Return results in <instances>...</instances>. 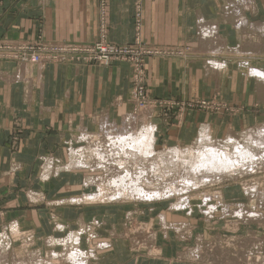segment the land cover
I'll return each mask as SVG.
<instances>
[{"label": "crops", "instance_id": "0c3cea01", "mask_svg": "<svg viewBox=\"0 0 264 264\" xmlns=\"http://www.w3.org/2000/svg\"><path fill=\"white\" fill-rule=\"evenodd\" d=\"M232 3L231 0H0V39L82 45L104 37L110 43L140 40L155 47L180 50L179 55L145 59L148 95L189 102L212 93L237 106V110L219 111L214 115L209 111L189 110L183 112L181 126H177L176 120L164 118L160 109H144L143 116H147L144 122L154 128V145L161 142L173 148L201 136L204 131L209 130L213 136L219 128L231 131L235 128L231 123L253 121L258 107L264 109V100H258L259 82L249 73L250 69L264 71V0H233ZM230 11L236 14H225L231 15ZM209 27L212 32L216 30L215 36L208 35ZM209 36L221 45L215 42V47L211 38L206 43L203 39ZM202 46L208 50L201 49ZM187 47L192 48L189 53ZM130 73L131 66L124 61L108 66L76 60L38 64L0 61V225L14 220L32 236L57 235L58 222H52L50 213L56 208L32 200L38 201L42 195L55 199L57 193L62 199L71 197L66 201L72 202V197H77L73 195L80 190L85 191L81 196L89 193V189L94 190L81 182L93 171L74 168L71 163L89 145L87 135L110 129L105 127L107 124L121 126L133 114ZM250 106L257 109L252 112ZM14 136L13 144L10 138ZM76 148L81 150L76 152ZM230 190L228 187L226 193ZM226 193L224 198L230 199ZM81 203L84 204L74 210L77 219L81 217L77 221L87 220L88 210L95 211L93 216L101 215V232L105 235L102 242L113 244L97 251L91 264H248L242 252L237 251L240 246L245 248L251 244L247 235L254 231H246L247 226L240 227L245 231L237 234L216 228H211L209 235L195 231L199 233L189 235L190 238L243 236L241 245L235 244L233 237L232 254L224 253L208 262L191 261L178 254L182 247L178 248L177 243L184 241L162 225L181 220L190 222L191 218L180 212L170 214L167 201L140 204L145 211L136 215L138 219L148 215L151 223L155 222L154 246L149 243L147 246L143 241L144 247L136 251L131 249L130 240L121 237L125 206L110 203L92 207L97 204ZM213 216L220 218L215 212ZM60 223L59 230L64 231L77 224L64 220ZM255 232L259 238L260 233ZM260 261L259 264H264Z\"/></svg>", "mask_w": 264, "mask_h": 264}, {"label": "rangeland", "instance_id": "374dc122", "mask_svg": "<svg viewBox=\"0 0 264 264\" xmlns=\"http://www.w3.org/2000/svg\"><path fill=\"white\" fill-rule=\"evenodd\" d=\"M213 32H216V30H213ZM213 32L211 31L209 33L212 34ZM8 41H11V40L0 39V43H6ZM11 42H13V41H11ZM38 42H41V41H37L36 43H38ZM15 43L16 44H23V43H30V42L18 41ZM134 43H135V41L129 42L127 44H134ZM45 44H51V43H45ZM115 44H117V43H115ZM127 44H117V45H127ZM2 47H0V53H1L0 54V61L11 60L13 62L23 64V63L19 62L18 60H16L15 58H13L12 56H9V55L7 56L5 54V51L2 50ZM162 48H164V47H162ZM188 49H189V51H188V53H189L190 50H192V48H188ZM176 50H178V49H176ZM178 51H179V53H181L180 50H178ZM188 53L185 56H187ZM161 55L167 56L165 54H161ZM183 55H184V52H183ZM150 57H153V56H150ZM146 58H144V76H146V69H145V67H146L145 66V64H146L145 59ZM44 59H48V57H45ZM47 61H49V60L40 61L38 63L47 62ZM60 61H63V60L61 59ZM64 61H66V59ZM53 62H55V61H53ZM53 62L49 61L48 63H53ZM124 62H126V61H124ZM38 63H30V64H38ZM127 63H129L131 66L130 80H132V76H131V74H132V63L129 61ZM95 64H97V63H95ZM98 64H100V63H98ZM100 65H102V64H100ZM104 66H108V65H104ZM249 73H250V75H252L251 77H254L255 79H257L259 81L262 80V82H263L262 83V82L257 81V82H259V84H257V87H258L257 91H258V96H259L258 100L260 99L259 101L262 102L264 100V77L263 78L259 77L258 76L259 74H256L257 72H255V74L254 73L252 74V72H250V70H249ZM256 76H258L259 78H257ZM146 82H147V76H146ZM131 88H132V81H131ZM145 90H146V85H145ZM146 94H147V96H145V97L149 99L148 102L146 101V98H141V97H138L137 95L135 96V93L132 91L131 105L133 106L132 112L134 114H131L132 116H130V119L132 118L131 119L132 121L129 119L130 121L128 120L129 123H126V127L124 129L121 128V126H122L121 125V126H117V128L120 131L117 128H111V130L110 129L109 130L103 129V130H100L99 132H96V133L93 132L95 134L90 133L91 135L87 136V137H89L88 138L89 139L88 140L89 146L88 147L86 146L87 148H89L93 143H98L99 141H100L99 144H102V148H100L101 152H99V151L97 152V150H99L97 147H96V149H94L95 150L94 152H93V150L91 151L93 156L96 157L95 159H94V157L90 158V156L88 154H86L87 156H85L86 157L85 161H89V163H86V166H82L81 168L93 169L92 166H96V167H98L96 169L98 171L91 172L93 174L90 173V175L88 176V178H86V180L81 181L82 185L86 184V182L88 180L95 178L94 179V181L96 182V185L94 184L96 187L95 189L97 191H99L100 193H102V191H101V189H102V190H104V192L106 191L108 194L107 195H105V194L101 195L100 194L101 197L92 196L93 198H90V199L86 198L87 200H84L83 202H86V203L87 202H93L92 204H97L96 206L92 205V207H99V206H102L103 204L107 205L110 203H112V204L118 203L117 205L125 206L124 207L125 210H122L123 214H124V216H123L124 220L122 221V223H123L122 226H123L124 230L122 229L123 231L121 232V237L127 238L128 241L130 240L129 242H131V245H132L131 249L132 250L135 249L134 251H136V248L137 249L142 248L141 246H143L142 245L143 241H145L147 246H148V243L150 246H154L152 237H154L155 227L152 228V226H154L153 224L155 222L151 223L150 217L148 218V215L145 217L146 220H145V218L138 219V217L136 215L142 214V212L145 211L144 208L142 206H140V204H147V203H153V202L162 203L163 201H167L168 202L167 209H170L169 210L170 214L180 212V214H183L185 217L188 216L191 218L190 222L181 220V221H178L177 223L176 222L162 223V225L164 227L168 228L169 231L174 232L176 235H178L177 237H179L180 239H182L184 241L182 244H181V241H179V243H177L178 248L182 247L181 248L182 250L178 252V254H180L181 258L189 259L191 261H193L195 259H203L205 262H208V260L212 261L213 259H217V257L223 255L224 253L232 254L233 253V251H232L233 250V245H232L233 244V240H232L233 237H235V240H236L235 244L241 245L242 239H240V238H242L241 236H243V235L215 236V235H213V233H211V235H213L212 239L207 240L206 238H201V239H204L203 241L200 238L196 239L195 236H193V238H190L189 235L192 236V235H195L199 232H203L204 234L209 235L210 234L209 231L211 230V228L212 229L216 228L217 230H221L223 232H226L225 231L226 229L233 230V231H228V232H234L235 234H237V232L240 233L242 231H245V230H243V228H240V227H244V226L246 227L247 226L246 231H248V230H250L251 232L257 231L260 233V236H259V238L256 237V235L258 234L256 232L255 233L252 232L251 234H248L247 237H250L251 244L247 245L245 248H241L242 246H240V248H238L239 250H237V251L242 252V258L244 257V260H246L248 262V264H249V262H251V263L257 262L259 264V263H261L260 260H262V262L264 263V160H263L264 159V156H263L264 155V153H263V151H264L263 145L264 144H262L263 140L260 139V138H262V136L264 138V109H262V107L261 108L258 107L256 119H254L253 121L251 120L247 123H240V122L231 123L233 125L235 124V128L231 129V131L228 130L226 127L225 128L223 127L221 129L219 128V130H217L215 132L216 134H214V136H213L212 133H210L209 130L206 129L208 131L207 132L205 131V132L210 136L208 138L206 137L208 135L205 134V135H203L204 138L202 137L201 140H199L200 136H198V137L192 138L188 143H184V144H181L180 146H175L173 148L171 146L170 147L169 146H163L161 144V142L155 143V145H154V142H151L153 144L150 146V148H147L145 146L146 152L143 151L144 149H142V150L139 149V151H137L138 146H137V144H134L137 142V138L142 137V135L144 133L147 136V134L149 133V130H151V129H147L148 128L147 124L143 125V124H145L144 119L147 118V116H143L142 111H144V109H148V108L160 109V110H158L160 112V114L162 116H164V118L170 119L172 117L174 120H176L175 125H177V126H179V125L181 126L182 117L184 115L183 112L185 113L186 111H189V110L194 111V112L195 111H197V112L209 111L210 113H212L210 115H214L216 112H219V111L230 113L232 111L234 112L235 111L234 109L237 110V106L230 105V103H228V101H225L219 95L217 96L216 94H212V93L208 97H204L203 99H196L195 98L194 100H197L196 103H199V104H198V106L195 105L193 107L187 106V104H186V107H184V106L180 105L181 102L177 103V101H171V100L159 98L162 101V102L159 101L160 103L173 102V103L169 104V105H171L170 109H168V107L166 105H159V106L153 105V103L150 101V99H154V100H159V99L150 97L147 93V90H146ZM204 101L207 105L206 106L200 105V103L204 102ZM185 103H189V102H184V104ZM193 104H195V102H193ZM248 107L249 106L247 105L245 107V109L247 110ZM250 108H251L252 112L255 111V109H257L256 106H250ZM232 114H234V113H232ZM134 123H135V125H134ZM139 123H140V125H139ZM132 124L134 125V127L131 126ZM138 126H140V128H137ZM223 126H224V124H223ZM128 127L131 128V131H129L130 129ZM143 128L146 129V132H144V133H143V131H144ZM136 130L142 131L141 133H143V134L137 132V134H138L137 135ZM260 131L263 132V135H261V137H259ZM130 132H131V134H130ZM110 133H112V136H111L112 138L107 137V135H111ZM114 134H115V137L113 136ZM119 135L124 136V139H125V136H127L126 137L127 141L123 142L124 144L120 143L121 141H119V142L115 141V139L117 137H119ZM130 135L133 136V138ZM149 135H150V133H149ZM93 137H94V139H93ZM128 137L130 138L129 141H128ZM134 137H137V138L134 139ZM15 138H16L15 136L10 138L11 142L13 144L15 143L14 142L16 140ZM100 138H101V140H100ZM151 138H153V136ZM210 139H211V142H210ZM103 140H104V142H103ZM207 140H208V142H207ZM212 140L215 141L216 143H214ZM114 141L116 142L115 144H117V146L109 145V144H114ZM225 141H227V142L224 143ZM105 143H109L108 146L104 147L103 145H105ZM127 143L128 144L131 143V144L128 145ZM132 143H133V145H132ZM208 143L212 144L213 149H210V148H212V146L210 147V145ZM213 143L215 146L218 145L219 148L215 147L213 145ZM207 144H208V146H207L208 148L207 147H201V145L206 146ZM221 144H225V145H221ZM226 144L228 147L226 146ZM248 144L253 145L257 151H259L262 148V154H261L262 160H261L260 155H259L260 160H259V156L257 157L256 160L254 159V157L244 158V157L240 156V149L242 150V146H245ZM258 144L261 146H259ZM126 145L131 147L132 149L130 148L131 149L130 150L129 147H126ZM152 146H153V148H152ZM86 147L83 148L82 150H84V149L87 150ZM116 147H117V149H120L119 147H121L119 152H116V151L114 152V149ZM134 147H136L135 150H134ZM216 148H217V150L215 152L219 156L221 153H223V150L224 151L227 150L226 153H228V150H231L229 152L231 155H229V156L232 158L233 161L225 164L226 166H220L221 169L220 168H213V169L199 170L202 168V167H200L199 169H197L199 171L197 173H194V171H193L194 170L193 169L194 163L201 159L202 154L205 151H207V149L214 151V149H216ZM74 149H75V147H74ZM123 149H124V151H123ZM79 150H81V149L76 148L75 151L78 152ZM121 150H122V152H121ZM148 150H149V152H148ZM197 150L198 151L200 150V152H198ZM128 151H130L131 153L133 151H136V152H133L131 155V153ZM150 151H152V152L154 151V153H152ZM208 152L209 151H207V153ZM127 153H128V156H125V154L127 155ZM134 153H137L139 155H135ZM146 153H147V155H150L149 156L150 158L146 156ZM175 153H177L178 156L180 155V157H183L184 159L180 160L182 158L178 157ZM74 154H75V152H74ZM78 154L80 155V152H78ZM104 154L106 155V157H103V156H105ZM109 154H113L110 156H113L114 159H111V158L108 159ZM142 154H145V155L141 156ZM174 154H175V156H174ZM79 155L76 156V154H75L77 159H80ZM132 156H138L137 158L134 157L136 159H138L141 156V160L140 159L135 160V159H133ZM155 156L156 157L158 156V157L156 158ZM169 156L171 157V159H169L170 158ZM172 156H174L176 158H174ZM208 156H209V153H208ZM143 157H146V158H143ZM153 157H154V159H152ZM147 158L149 160H147ZM158 158H160L161 161ZM73 159H74V157H73ZM83 159H84V156H83ZM142 159H143V161H142ZM150 159H151V161H150ZM155 159H157V160H155ZM94 160H96V161H94ZM112 160H114L113 162H116V163L111 162V163H113L114 166L117 165V168L115 169L116 172H119L122 169V171H121L122 173L120 174V176H122V174L125 173V170H127V166L129 164L131 166H133V168H130L131 166L129 165L128 169L130 168L133 170L135 168L136 172L139 170L138 172H142V174H144L145 171H147L148 174L150 173L149 175H146V176H150L149 178L152 180L150 182L148 188H147V186L145 187L143 185V187L145 189H147L148 191L150 190L149 187H151V186H153L155 188H156V186L158 188L159 187L164 188L163 190L160 189V192H161V190L164 191L168 187H170L171 181L173 183L172 185H174V184L175 185H174V187H170V188H174L176 190H171V192L168 191L170 193V195L167 193L166 199H162L160 201L159 200L157 201V199L154 197V195H152V192L146 193V196H136L135 197L133 195H130L129 193H127V195H126V193H124L122 196H118V194L116 193V190L113 189L114 187H112V188L110 187V183L112 182L114 177L111 175V173H107L105 171V169H103L102 167H101V169H99L100 167L98 166V165H101L102 163L105 164V162L110 163V161H112ZM146 160H147V162H146ZM152 160H154V162H156V163H154ZM166 160H168V161L170 160V161L168 162ZM173 160H175L177 162H175ZM103 161H105V162H103ZM126 161H128V163ZM131 161H132V163H130ZM182 161H184V162H182ZM95 162H96V165H95ZM97 162H99V163L97 164ZM142 162H143V164H142ZM150 162H151V164H150ZM158 162H160V164ZM255 162H257V163L255 164ZM180 163H182V165ZM188 163H189V166H188ZM191 163H192V166L190 165ZM253 163L255 164L256 167L254 166ZM183 164H186L187 166L186 165L183 166ZM245 164H246V166H245ZM258 164H260V165H258ZM118 165H119V167L120 166L121 167L119 168ZM144 165L147 167L145 168ZM150 165H152V166H150ZM155 168H156V171H155ZM130 169L127 171H130ZM144 169H148V170H144ZM217 169H220V170H217ZM115 170H113V171H115ZM116 172L114 173V175L116 174ZM225 172H227V173H225ZM189 173H191V174L189 175ZM185 174L186 175L188 174V175L186 176ZM195 175H197V176H195ZM188 176L189 177L191 176V177L189 178ZM194 183H197V184H194ZM228 187H230V189H231L230 193L229 192L226 193V190H228ZM74 190H77V187ZM223 190L225 192H223ZM177 191L180 194H178ZM83 193H85V191L82 192L80 190L79 192H77L73 196L79 197V195L80 194L82 195ZM172 193H174V194H172ZM225 193H226V195L230 194L231 198L230 199L224 198ZM206 194H208V196L210 198H212V200L205 202L206 204H202V203H204L202 201V199L204 198V195H206ZM234 194H236V196H234ZM55 195H56L55 199L46 198V195H42V197H40L38 201L35 200V198L32 201H34L36 203L43 202L45 204L44 206H47L49 208H51V207L56 208V211L54 213L51 211H50V213L52 216L51 217L52 222H54V223L58 222L56 224V227L58 228V230L56 231L57 235L56 236L55 235L50 236V235H44L43 233L41 235V233H39L40 236L39 235L36 237L34 235L32 236V233L29 230H23L22 228L19 227L18 223L17 224L15 223L16 221H14V220L9 221L8 223L1 224L0 225V264H91V259L92 258L94 259V257H95L94 255L96 254L97 251H101L103 249H107V248H110L111 246H113L112 243H108V242H104V241L102 242V240H103L102 238L105 235H104V233L102 234V232H101L102 231V229H101L102 221L100 220L101 218H99L101 215L99 216L96 214L95 216H93L95 214L94 213L95 211L88 210L90 212L88 216H90V217L87 218V220L85 219L84 221L79 222L80 221L79 219L81 217L79 219H77V214H76V212H74V210H75V208L81 207V205H79V204H84V203H81V201L77 202L78 200L76 202H74V199H76L77 197H72L73 198V199H71L72 202H70V201H66V200H70L71 197L67 198V199H64V198L62 199V197L58 196L57 193H55ZM195 196H196V198H194ZM256 196L259 198H257ZM138 197H140V198H138ZM114 199H116V200H114ZM180 199H183V201H184L181 204L182 206L180 205L181 209L174 208V206L179 205L178 200H180ZM251 200H254V201H251ZM185 201L188 202V204L186 203V205H188L190 207L185 206L183 204V203H185ZM214 202L216 203V206H217V207L214 206L216 208L214 210V212L220 214V218H217L216 216L209 218L207 216L208 213H211V212H209V208H208L209 206L208 205H213ZM217 202H219V203H217ZM250 204H251V206H250ZM89 205H91V204H89ZM75 206H77V207H75ZM62 207H65L64 208L65 210H63ZM175 209H177V210H175ZM247 210H248V212H247ZM242 211H244V212H242ZM247 213L250 215H248ZM251 213H254L253 216ZM154 214L156 215V214H158V212L154 213ZM246 214H247V216H246ZM158 219H159V217H158ZM60 220L61 221H63V220L67 221L68 224H71L73 222H76V223L79 222V223L73 225L72 229L64 231V230H59V229H62L60 227L61 226ZM77 220H79V221H77ZM157 225L159 226V224H157ZM248 227H251V228H248ZM106 229L109 230L110 228H106ZM197 230L199 232L195 233V231H197ZM106 232L110 233L108 231H106ZM191 232H192V234H191ZM99 237H101V238H99ZM47 238H49L50 241H46ZM68 238H69V241H68ZM77 238H79V239H77ZM237 239H240V240H237ZM73 241H75V242H73ZM196 241H197V244H196ZM215 253H217V254H215ZM213 254L215 256H213ZM70 255L71 256L74 255L72 259L69 257ZM76 256H77V258H76ZM250 257H252L251 260H250Z\"/></svg>", "mask_w": 264, "mask_h": 264}, {"label": "bare ground", "instance_id": "6f19581e", "mask_svg": "<svg viewBox=\"0 0 264 264\" xmlns=\"http://www.w3.org/2000/svg\"><path fill=\"white\" fill-rule=\"evenodd\" d=\"M232 1L233 0H231V3H232ZM241 1V0H240ZM233 3H235V2H233ZM233 3H232V6L233 7H235V5L237 4V3H240V2H236V4H234L233 5ZM243 3V2H242ZM229 4V3H228ZM227 4V5H228ZM244 4V3H243ZM237 5H239V4H237ZM239 6H242V5H239ZM228 8H229V6H227ZM232 7V8H233ZM238 6H236L235 8H237ZM231 8V9H232ZM241 8V7H240ZM234 9V8H233ZM232 9V10H233ZM241 9H243V8H241ZM236 10V9H235ZM239 10V9H238ZM237 10V11H238ZM234 11V10H233ZM232 11V13H231V11L230 12H228V13H231V15H229V14H227L226 12H225V14L226 15H228V16H232V14H236V12H233ZM240 11V10H239ZM242 11V10H241ZM238 14H240V13H238ZM236 17V16H235ZM241 17V16H240ZM233 18H234V16H233ZM233 21H235V20H233ZM240 20H238V22H239ZM201 22H202V24H203V20H201ZM206 22V21H205ZM209 23H211L210 21H209ZM202 24H200L201 26H203ZM214 23L212 22V25H213ZM237 24V23H236ZM240 24V23H239ZM200 25H198V29H200ZM209 25V24H208ZM243 25V24H242ZM205 26V25H204ZM214 26V25H213ZM212 27V26H211ZM203 28V27H202ZM214 28L215 29H217V27H215L214 26ZM209 29H210V27H209ZM213 29V28H212ZM214 30V29H213ZM200 31V30H199ZM209 32L211 31V29L210 30H208ZM201 32H204V30H201L200 31V33ZM208 32V35H210L211 33H209ZM213 34V33H212ZM202 35V34H201ZM214 35V34H213ZM200 37V36H199ZM205 37V36H204ZM217 37V36H216ZM207 38L209 39V38H211V36H209V37H206L205 39H203V40H205V42L207 43L209 40H207ZM213 38L214 37H212L211 39H212V42L215 40H213ZM200 40V39H199ZM202 40V41H203ZM218 40V39H217ZM204 42V41H203ZM211 42V41H210ZM211 42V43H212ZM215 42H218V41H214L213 43H215ZM199 43V42H198ZM219 43V42H218ZM223 43V42H222ZM257 43V42H256ZM201 44H203V43H201ZM208 44H209V42H208ZM208 44L206 45V47L208 48ZM220 44V43H219ZM215 47H217V45H216V43L215 44H213ZM211 46V45H209L210 47H214V46ZM221 45V44H220ZM251 45V44H250ZM204 46V45H203ZM201 47V49L203 48V49H206V51L208 50L207 48H205V47ZM220 48V47H219ZM212 49V48H211ZM210 50V49H209ZM220 50V49H219ZM202 51V50H201ZM204 51V50H203ZM260 51V50H259ZM210 63V62H209ZM216 63V62H215ZM103 65V64H102ZM209 65V64H208ZM211 65V64H210ZM217 65V64H216ZM219 65H221V63H219ZM212 67H214L215 68V65H213ZM217 67V66H216ZM252 71V74L254 73L255 74V72H257L256 74H259L258 76L259 77H264V71H258V70H256V69H254V70H251L250 69V72ZM248 75V74H247ZM258 76H256L257 78H259ZM257 81H259V80H257ZM259 82H262V80L261 81H259ZM263 83V82H262ZM134 114V113H133ZM127 115H129V114H127ZM127 115L125 116V117H127ZM123 116V115H122ZM132 116V115H131ZM135 116V115H134ZM128 118L130 119V116H128ZM132 119V118H131ZM130 119V120H131ZM123 120H124V118H123ZM129 120V121H130ZM129 121H128V119H127V122L129 123ZM132 121V120H131ZM127 122H125L124 124L123 123H121V124H123L122 126H121V128H125L126 127V123ZM149 123V122H148ZM142 124V123H141ZM111 125V124H110ZM114 125V124H113ZM113 125H111V126H113ZM128 125V124H127ZM134 125H135V123H134ZM134 125L132 124L131 126L132 127H134ZM138 125V124H137ZM139 125H140V123H139ZM143 125H146V122H145V124H143ZM149 125H150V123H149ZM102 126V125H101ZM106 126H108V127H110V130H111V126H109V124H107V125H105V127ZM151 126V125H150ZM155 126V125H154ZM102 128V127H101ZM100 128V129H101ZM112 128H117V125L114 127H112ZM120 128V127H119ZM130 130L129 131H131V128L130 127H128ZM127 128V129H128ZM137 128H140V126H138ZM118 129V128H117ZM126 129V130H127ZM133 129V128H132ZM144 129V128H143ZM147 129H151V130H149V133H150V135H149V133L147 134V136L145 135V133L144 132H146V129H144V131H143V133H141L142 131H138V130H136V134H137V132H139V133H141V134H143L142 135V137H134V139L135 138H137V142L136 143H134V144H137V146H138V150L137 151H139V149H144L143 151H145L146 152V150H145V148L147 147V148H150V146L153 144V143H151V142H153L154 141V138H151L153 135V131H154V128H153V126L150 128L149 126H148V128ZM103 130V129H102ZM107 130H109L108 128H107ZM119 130V129H118ZM120 131V130H119ZM118 131V132H119ZM108 132V131H107ZM117 132V133H118ZM128 132V131H127ZM207 132V131H206ZM205 131H204V133L198 138L199 140H201L202 139V137L204 138V136L203 135H205V134H207ZM114 133V132H113ZM120 133V132H119ZM123 133V132H122ZM111 135H107V137L108 138H112L111 136H112V133H110ZM130 134H131V132H130ZM199 134V133H198ZM90 135V134H89ZM99 135V134H98ZM125 135V134H124ZM138 135V134H137ZM208 135V134H207ZM261 135H263V132L262 131H260V136L259 137H261ZM88 136V135H87ZM114 137H115V134L113 135ZM131 136V135H130ZM140 136V135H139ZM127 136H125V139H124V136H121V135H119V137H117L116 139H115V141H117V142H119V141H121L120 143H123V142H125V141H127V138H126ZM132 138H133V136H131ZM207 138L208 137H210L209 135L208 136H206ZM85 138V137H84ZM89 138V137H88ZM91 138V137H90ZM131 138V139H132ZM206 138V139H207ZM248 138V137H247ZM93 139H94V137H93ZM96 139V138H95ZM98 139V138H97ZM129 137H128V141H129ZM261 140H263L262 141V144H264V138H263V136H262V138H260ZM89 140V139H88ZM100 140H101V138H100ZM133 140V139H132ZM91 141V140H90ZM97 141V140H96ZM109 141V140H108ZM107 141V142H108ZM114 141V144H109V143H105V145H103L104 147H106V146H108V144L109 145H113V146H117V144H115L116 142ZM131 141V140H130ZM204 141V140H203ZM213 141V140H212ZM93 142V141H92ZM100 142V141H99ZM99 142L98 143H93L89 148H87V150L86 149H84L83 151H80V157H83L84 156V159H74V160H72V163H71V165H73L74 166V168L75 167H82V166H86V163H89V161H85V156H87L86 154H88L89 156H90V158L91 157H94V159L96 158L95 156H93V154L91 153V151L93 150V152L95 151L94 149H96V147L99 149V150H97V152L99 151V152H101V150H100V148H102V144H99ZM103 142H104V140H103ZM207 142H208V140H207ZM210 142H211V139H210ZM214 143H216L215 141H213ZM227 141H225L224 143H226ZM214 143H213V145H214ZM259 143V142H258ZM91 144V143H90ZM104 144V143H103ZM124 144V143H123ZM128 144V143H127ZM131 144V143H130ZM130 144H128V145H130ZM209 144V143H208ZM208 144L206 145V146H202L201 145V147H207L208 146ZM260 144V143H259ZM258 144V145H259ZM132 145H133V143H132ZM210 145V147L212 146V144H209ZM221 145H225V144H221ZM229 145V144H228ZM255 145V144H254ZM124 146V145H123ZM122 146V147H123ZM136 146V145H135ZM146 146V147H145ZM215 146V145H214ZM226 146H227V144H226ZM225 146V147H226ZM230 146V145H229ZM259 146H261V145H259ZM264 146V145H263ZM126 147H129V146H127L126 145ZM199 147V146H198ZM209 147V148H210ZM215 147H217V148H219L218 147V145L217 146H215ZM228 147V146H227ZM120 149H121V147H119ZM125 148V147H124ZM131 147H129V149H130ZM152 148H153V146H152ZM151 148V149H152ZM200 148V147H199ZM208 148V147H207ZM217 148L216 149H214V151L213 150H208L207 149V151H209L208 153H209V156H208V153H207V151H205L203 154H202V156H201V159L199 160V161H197V162H195L194 163V166H193V171H194V173H197L199 170H206V169H213V168H220V166H226L225 164H227V163H229V162H232L233 160H232V158L229 156V155H231L229 152L231 151V150H228V153H226L227 152V150L226 151H224L223 150V153H221L220 154V156L222 157H220L219 155H217V153L215 152L216 150H217ZM222 148V147H221ZM239 148V147H238ZM261 148V147H260ZM264 148V147H263ZM120 149H117V147L114 149V152L116 151V152H119L120 151ZM132 149V148H131ZM130 149V150H131ZM136 149V147H134V150ZM210 149H213V146H212V148H210ZM223 149V148H222ZM127 150V149H126ZM125 150V151H126ZM140 150V151H141ZM153 150V149H152ZM177 150V149H176ZM203 150V149H202ZM259 150V149H258ZM264 150V149H263ZM103 151V150H102ZM105 151V150H104ZM123 151H124V149H123ZM198 151V150H197ZM107 152V151H106ZM121 152H122V150H121ZM128 152H130V151H128ZM133 152H136V151H133ZM132 152V153H133ZM148 152H149V150H148ZM147 152V153H148ZM150 152H152V151H150ZM196 152V151H195ZM198 152H200V150L198 151ZM202 152V151H201ZM236 152V151H235ZM131 153V152H130ZM132 153H131V155H132ZM138 153V152H137ZM137 153H134L135 155H139V154H137ZM140 153V152H139ZM142 153V152H141ZM147 153H146V156L147 157H149L150 155H147ZM152 153H154V151L152 152ZM197 153V152H196ZM263 153H264V151H263ZM100 154V153H99ZM108 154V153H107ZM133 154V155H134ZM176 155H177V153H175ZM175 154H174V156H175ZM180 154V153H179ZM191 154V153H190ZM261 154H262V148L259 150V151H257L256 150V148L253 146V145H245V146H242V150L240 149V156L241 157H244V158H252V157H254V159L256 160L257 159V157L260 155L261 156ZM105 155V154H104ZM110 155H113V154H109V157H108V159L109 158H111V159H114V157L113 156H110ZM143 155H145V154H142L141 156H143ZM172 155V154H171ZM192 155V154H191ZM196 155V154H195ZM125 156H128V153H127V155L125 154ZM130 156V155H129ZM141 156L138 158V159H136L138 156H132L133 157V159H135V160H141ZM162 156V155H161ZM166 156V155H165ZM174 156H172V157H174ZM178 156V155H177ZM239 156V155H238ZM260 156H259V160H260ZM264 156V155H263ZM103 157H106V155L105 156H103ZM134 157H136V158H134ZM156 157V156H155ZM158 157V156H157ZM156 157V158H157ZM163 157V156H162ZM170 157V156H169ZM178 157H180V155L178 156ZM143 158H146V157H143ZM150 158V157H149ZM174 158H176V157H174ZM180 158H182V159H180V160H183L184 158L183 157H180ZM189 158V157H188ZM199 158V157H198ZM101 159V158H100ZM99 159V160H100ZM105 159V158H104ZM110 159V160H111ZM152 159H154V157L152 158ZM158 159H160V158H158ZM165 159V158H164ZM169 159H171V157L169 158ZM147 160H149L148 158H147ZM147 160H146V162H147ZM155 160H157V159H155ZM163 160V159H162ZM179 160V161H180ZM261 160H262V156H261ZM264 160V159H263ZM92 161V160H91ZM94 161H96V160H94ZM106 161V160H105ZM105 161H103V162H105ZM114 160H112V161H110V163H106L105 162V164L104 163H102L101 165H98L100 168L99 169H101V167L103 168V169H105V171L107 172V173H111V175L114 177L113 178V180H112V182L110 183V187L112 188V187H114L113 189H115L116 190V193L118 194V196H122L124 193H126V195H127V193H129L130 195H133V196H146V193H151L152 192V195H154V197L157 199V200H162V199H166V196H167V193L170 195V193L169 192H171V190H176V189H174V188H170V187H174V185H172L173 183H172V181H171V185H170V187H168L166 190H164V191H162L164 188H158L157 186H156V188L155 187H153V186H151V187H149V191L147 190V189H145L144 187H143V185L146 187L147 186V188H148V186H149V184H150V182L152 181L149 177L150 176H146V175H149L148 173H147V171H145L144 172V174H142V172H136V169L134 170H132V169H130V168H133V166H131L130 164V171H127V170H129L128 169V166H127V170H125V173H123L122 174V176H120V174L122 173L121 171H122V169L119 171V172H116V168H117V165H113V163H116V162H113ZM142 161H143V159H142ZM145 161V160H144ZM150 161H151V159H150ZM153 162H154V160H152ZM160 161H161V159H160ZM166 161H168V160H166ZM170 161V160H169ZM168 161V162H169ZM173 161H175V160H173ZM186 161V160H185ZM190 161V160H189ZM254 161V160H253ZM258 161V160H257ZM101 162V161H100ZM111 162H113V163H111ZM127 163H128V161H126ZM138 162V161H137ZM175 162H177V161H175ZM174 162V163H175ZM182 162H184V161H182ZM99 162H97V164H98ZM130 163H132V161L130 162ZM154 163H156V162H154ZM159 164H160V162H158ZM179 163V162H178ZM186 163V162H185ZM190 163V162H189ZM189 163H188V166H189ZM257 162H255V164H256ZM259 163V162H258ZM91 164V163H90ZM140 164V163H139ZM142 164H143V162H142ZM145 164V163H144ZM150 164H151V162H150ZM153 164V163H152ZM173 164V163H172ZM177 164V163H176ZM181 165H182V163H180ZM187 164V163H186ZM186 164H183V166L184 165H186ZM254 164V163H253ZM255 164H254V166H255ZM95 165H96V162H95ZM109 165V166H108ZM111 165V166H110ZM191 166H192V163L190 164ZM248 165V164H247ZM258 165H260V164H258ZM142 166V165H141ZM145 166V165H144ZM150 166H152V165H150ZM187 166V165H186ZM245 166H246V164H245ZM93 167V169H91L92 171H98V170H96L98 167H96V166H92ZM118 167H119V165H118ZM121 167V166H120ZM119 167V168H120ZM135 167V166H134ZM147 166H145V168H146ZM156 167V166H155ZM200 167H202L201 169H199ZM234 167V166H233ZM244 167V166H243ZM242 167V168H243ZM256 167V166H255ZM118 168V169H119ZM188 168V167H187ZM186 168V169H187ZM185 169V168H184ZM197 169H199V170H197ZM221 169V168H220ZM220 169H217V170H220ZM245 169V168H244ZM113 170H115V171H113ZM144 170H148V169H144ZM151 170V169H150ZM154 170V169H153ZM235 170V169H234ZM152 171V170H151ZM155 171H156V168H155ZM154 171V172H155ZM186 171V170H185ZM116 172V174L114 175V173ZM156 173V172H155ZM225 173H227V172H225ZM158 174V173H157ZM191 173H189V175H190ZM110 175V176H111ZM186 175V174H185ZM188 175V174H187ZM186 175V176H187ZM200 175V174H199ZM195 176H197V175H195ZM201 176V175H200ZM189 177V176H188ZM191 177V176H190ZM189 177V178H190ZM123 178V179H122ZM184 178V177H183ZM94 179L95 178H92V179H90V180H88L87 182H86V184H84L85 185V187H93L94 188V190L92 189V190H90L89 188V193H87V194H85L84 196H79V197H77L76 199H74V202H76L77 200V202H82V201H84V200H87L88 198L90 199V198H93L92 196H98V197H101V195H103V194H105V195H107L108 193L105 191L104 192V190H102L101 189V191H102V193H100L99 191H97L95 188V185H96V182L94 181ZM84 181V180H83ZM185 182V181H184ZM188 183V182H187ZM95 184V185H94ZM194 184H197V183H194ZM156 185V184H155ZM154 185V186H155ZM188 185V184H187ZM178 186V185H177ZM255 187V186H254ZM119 188V189H118ZM247 188V187H246ZM160 189H162L161 190V192H160ZM178 189V188H177ZM193 190V189H192ZM169 191V192H168ZM161 194H160V193ZM174 192V191H173ZM178 192V191H177ZM158 193V194H157ZM200 193V192H199ZM101 194V195H100ZM116 194V195H117ZM172 194H174V193H172ZM178 194H180L179 192H178ZM195 194V193H194ZM258 194V193H257ZM148 195V194H147ZM165 195V196H164ZM247 195V194H246ZM255 195V194H254ZM164 196V197H163ZM198 197V196H197ZM213 197V196H212ZM257 197V196H256ZM87 198V199H86ZM138 198H140V197H138ZM143 198V197H142ZM194 198H196V196L194 197ZM214 198V197H213ZM255 198V197H254ZM257 198H259V197H257ZM187 199V198H186ZM204 199V200H203ZM202 199V201L204 202V203H202V204H206L205 202H208L209 200H212V198H210L209 196H208V194H206V195H204V198ZM252 199V198H251ZM114 200H116V199H114ZM185 200V199H184ZM201 200V199H200ZM255 200V199H254ZM254 200H251V201H254ZM194 201V200H193ZM215 201V200H214ZM182 202H184L183 201V199H180V200H178V204L179 205H177V206H174V208H179V209H181V207H180V205L182 204ZM186 203L188 204V202H186L185 201V203H183L185 206H188V205H186ZM199 203V202H198ZM251 203V202H250ZM182 206V205H181ZM203 206V205H202ZM209 207V212H211V213H208V217H211V216H213V213H214V210L216 209L215 207H216V205H208ZM215 206V207H214ZM250 206H251V204H250ZM188 207H190V206H188ZM183 208V207H182ZM177 209H175V210H177ZM204 209V208H203ZM245 209V208H244ZM192 210V209H191ZM246 210V209H245ZM244 210V211H245ZM217 211V210H216ZM244 211H242V212H244ZM203 212V211H202ZM247 212H248V210H247ZM248 214V213H247ZM247 214H246V216H247ZM252 214V216H253V214L254 213H251ZM239 215V214H238ZM248 215H250V214H248ZM251 217V216H250ZM76 240V239H75ZM68 241H69V238H68ZM73 242H75V241H73ZM73 254V253H72ZM73 256L74 255H70L69 257L72 259L73 258ZM79 256V255H78ZM76 258H77V256H76Z\"/></svg>", "mask_w": 264, "mask_h": 264}, {"label": "built area", "instance_id": "2783aa9c", "mask_svg": "<svg viewBox=\"0 0 264 264\" xmlns=\"http://www.w3.org/2000/svg\"><path fill=\"white\" fill-rule=\"evenodd\" d=\"M137 11L140 12V7H138ZM0 47H2V50L5 51L7 56H12L21 63H38L44 60L57 62L61 59H69L78 62L109 65L116 61H129L132 63L131 90L135 93V96L137 95L141 98H146L145 96H147L145 90L146 76H144V58L162 56L161 54L172 55L179 53V51L174 48L155 47L141 42L140 40H135L134 44L117 45L113 42H108L104 37H101L94 43L82 45L69 43L45 44L43 42L16 44L15 42L8 41L6 43H0ZM45 57H48V59H44ZM148 100L149 99L146 98L147 102ZM150 101L156 106L166 105L168 109H170L171 106L169 104L173 103H160V99H150ZM193 102H195V104H193ZM196 102L197 100H192L185 104L181 102L180 105L184 107H186V104L192 107L195 105L198 106L199 103ZM200 105L206 106L207 104L204 101L201 102Z\"/></svg>", "mask_w": 264, "mask_h": 264}]
</instances>
